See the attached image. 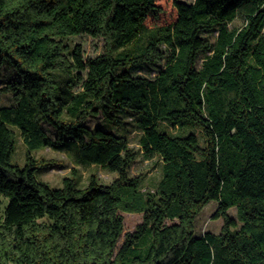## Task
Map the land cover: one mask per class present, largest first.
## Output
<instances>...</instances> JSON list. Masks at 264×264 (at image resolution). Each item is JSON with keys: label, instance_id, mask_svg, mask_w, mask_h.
<instances>
[{"label": "trees", "instance_id": "16d2710c", "mask_svg": "<svg viewBox=\"0 0 264 264\" xmlns=\"http://www.w3.org/2000/svg\"><path fill=\"white\" fill-rule=\"evenodd\" d=\"M214 30L215 42L203 36ZM263 30L264 0H0V70H16L0 86L16 101L0 107V194L9 199L0 264H264ZM79 34L103 37V53L85 59L69 44ZM162 59L154 77L137 72ZM100 114L123 129L131 119L139 148L124 131L91 128ZM14 127L27 145L24 166L12 162ZM66 138L117 177L93 173L83 187L74 173L59 187L39 179L48 162L33 151ZM140 154L162 160L154 190L130 174ZM212 200L222 230L197 235ZM123 212L143 221L118 248Z\"/></svg>", "mask_w": 264, "mask_h": 264}, {"label": "rangeland", "instance_id": "374dc122", "mask_svg": "<svg viewBox=\"0 0 264 264\" xmlns=\"http://www.w3.org/2000/svg\"><path fill=\"white\" fill-rule=\"evenodd\" d=\"M188 3H194L196 0H183ZM244 23L243 17H238L233 24L241 26ZM264 34V30H263ZM218 31L204 32L203 36L211 42H215ZM144 39V38H143ZM105 40L103 37H95L90 34H79L72 36L69 39V44L72 47L81 45L83 47L84 58H94L104 51ZM201 61V60H200ZM166 65V60L162 59L156 63H144L137 67L139 74L148 77H154L158 71ZM16 77V70L9 64H5L0 70V86L4 87L7 83L14 80ZM16 101L10 92H0V107L15 105ZM126 129L118 127L108 122L102 114L91 116L88 120V125L91 128L103 126L107 129L114 131L125 132L129 138L130 145L135 149L139 148V137L142 131L128 119ZM43 127L47 134L52 138H56V129L49 123L44 122ZM162 128L173 134H179L184 131L178 125L169 122H162ZM18 136L16 151L12 156V162L24 166L26 164V151L27 145L20 134L19 129L15 128ZM196 132L200 135L202 142L203 137L201 131L195 127H189L185 133ZM33 154L36 158L47 161L48 164L42 165L37 171L39 179L48 182L52 187H59L63 183V178L73 173L78 179V185L83 187L89 183L91 174L96 173L100 180L105 183L113 181L117 177V173L102 167L98 164H89L84 161L79 155L78 143L70 138L61 146H48L46 148L35 150ZM130 174L136 176L139 174L144 175L143 189L146 191L154 190L162 176V160L156 156L147 159L141 154L137 157L132 164ZM9 199L0 194V218L4 215L5 208ZM218 207V202L215 200L210 201L199 214L196 220V234L202 235L205 232L220 233L224 224L223 218H214L213 215ZM230 215L237 219V208L232 207L229 211ZM125 217V231L118 242V248L121 247L125 240L126 232H133L137 225L143 221V214L138 212H123ZM150 241V234L142 237L139 247H144Z\"/></svg>", "mask_w": 264, "mask_h": 264}]
</instances>
